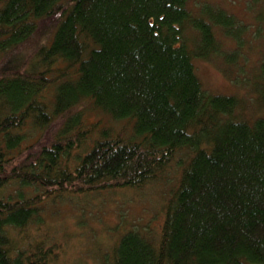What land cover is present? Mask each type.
<instances>
[{"label": "trees", "instance_id": "obj_1", "mask_svg": "<svg viewBox=\"0 0 264 264\" xmlns=\"http://www.w3.org/2000/svg\"><path fill=\"white\" fill-rule=\"evenodd\" d=\"M247 7L252 23L213 0H0V264L56 259L20 235L53 198L174 170L163 217L102 264H264V52L247 65L245 47L251 28L264 43V0ZM194 59H218L260 113L207 90Z\"/></svg>", "mask_w": 264, "mask_h": 264}, {"label": "rangeland", "instance_id": "obj_2", "mask_svg": "<svg viewBox=\"0 0 264 264\" xmlns=\"http://www.w3.org/2000/svg\"><path fill=\"white\" fill-rule=\"evenodd\" d=\"M213 1L239 19L252 23V12L247 7L250 0ZM248 32L246 37L251 42L245 47L249 48L247 65H250L262 58L264 43L253 38V28ZM194 66L200 82L207 90L217 94L238 95L250 107L248 116L251 118L260 113L256 107L255 94L226 78L218 59H194ZM100 116L104 117L102 114ZM106 122L115 131L125 129L128 132L131 129V122L125 119ZM175 173L176 170L171 174V183H150L142 188L116 187L101 189L93 194H66L55 197L56 199L43 204V223L38 227H28L26 232L20 235L27 238L25 246L34 245L42 236L47 240V244H58V255L50 264H102V257L109 254L113 245L133 226L132 224L138 223L139 227L143 224L150 226L156 224L154 220H150L152 217H163V204L175 182Z\"/></svg>", "mask_w": 264, "mask_h": 264}]
</instances>
